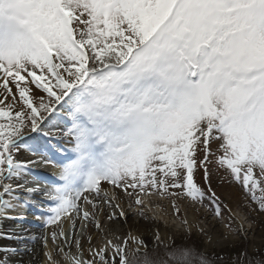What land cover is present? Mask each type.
Returning a JSON list of instances; mask_svg holds the SVG:
<instances>
[{"label":"snow or ice","instance_id":"1","mask_svg":"<svg viewBox=\"0 0 264 264\" xmlns=\"http://www.w3.org/2000/svg\"><path fill=\"white\" fill-rule=\"evenodd\" d=\"M213 174L264 215V0H0V264L41 241L43 264H264L210 251L249 231ZM152 192L227 211V231L121 234V193L143 217Z\"/></svg>","mask_w":264,"mask_h":264},{"label":"rangeland","instance_id":"2","mask_svg":"<svg viewBox=\"0 0 264 264\" xmlns=\"http://www.w3.org/2000/svg\"><path fill=\"white\" fill-rule=\"evenodd\" d=\"M197 180L203 185L202 172L197 174ZM211 182L212 187L217 195L220 196L223 203L227 204L235 213V221L243 222V227L249 231L246 244L241 243L236 248L228 246L217 248L216 246H213L210 251H218L222 254L231 255L244 248H247L248 251L252 253L253 248L256 247L259 248L261 252H264V215L257 216L255 213L250 212L247 207H241L244 202L240 189L237 186L234 187V185H229L226 180L222 182L221 175L213 174ZM152 194L160 197L156 192H152ZM143 197L144 195H142L141 198ZM162 200L163 201L156 203V205H153V209H156V206H159L162 211V216L151 214V210L146 209L144 206L143 211L145 216L141 217L138 215L140 206L135 204L134 198L126 202L127 210L134 218L131 231L135 230L142 233L143 239L148 243L149 249L152 247L153 235L157 230L162 236V233L166 234V236H163L165 239L173 237L176 239L177 243H180L182 236L187 235L185 232V226L181 223L184 219H187L189 224L193 226L191 240L197 241L200 247H204L205 244L204 238L198 235L197 225L209 231L214 237H218L227 231L225 228V225L229 223V213L227 211L224 213V219L220 220L215 218L213 212L207 207L201 205L194 206L190 200L184 199L177 200V203L181 207L182 214L176 215L171 206V198H162ZM205 205H207V201H205ZM27 215L28 217H30L29 215H34L33 210H27ZM29 223L30 224L26 223V225L28 224L26 229L33 228V225L31 224L32 222ZM34 224H37L36 227L38 226L39 229L41 228L42 231L46 232L47 229H45L39 222ZM127 232L128 231H126V233Z\"/></svg>","mask_w":264,"mask_h":264},{"label":"bare ground","instance_id":"3","mask_svg":"<svg viewBox=\"0 0 264 264\" xmlns=\"http://www.w3.org/2000/svg\"><path fill=\"white\" fill-rule=\"evenodd\" d=\"M25 158H30L28 156L27 153H25ZM41 170H45L48 172V175H51L54 171H56L55 169H52L51 167L46 168V169H41ZM235 187V186H234ZM122 201H121V207L124 209V211L127 214V223H124L123 220H121V222L119 221V228H120V233L124 234L126 233V231H130L133 227V223H134V218L130 215V213L127 210L126 207V202L129 201L130 199L127 196H123V193H121ZM145 202V208L151 210L150 213L151 214H156L158 216H162V211L160 210L159 206H156V209H153V205L156 203H158L159 201H163L162 198L151 194V195H144V197L142 198ZM24 215L27 216V222L28 224H30L29 222H32L31 224L33 225V228H29V230L36 234L37 236H40L42 233H46L48 230H46V232L42 231V229L38 228V226L36 227L37 223L39 222L41 225L42 223L38 220L35 219L34 215H29L30 217H28L27 215V211L24 212ZM137 219V218H136ZM24 225V227L26 228L28 226V224ZM136 223V222H135ZM156 224V223H155ZM16 227L15 224H13L12 222L9 221H5L4 222V230L7 231L9 229H12ZM69 230H70V226H69ZM133 233H137L138 231L133 230ZM96 230L93 229V234L95 235ZM140 233V232H138ZM142 235V233H140ZM163 236H166L165 233H162ZM100 237L98 236L97 239H99ZM143 238V236H142ZM16 246L15 244H13L10 241L7 240H0V247L3 248H8V247H14ZM85 248H87V242H85ZM29 247L33 249V252L36 254L33 257L32 253H28V254H24L23 257L21 258L20 256H16L12 258L13 264H16V262H21V264H29V261L31 260V264H43L44 261V257H43V253H42V247H43V243L41 242H37L34 244H29Z\"/></svg>","mask_w":264,"mask_h":264}]
</instances>
